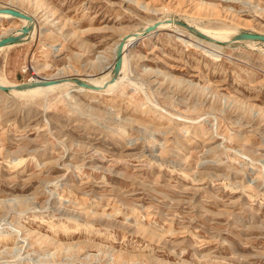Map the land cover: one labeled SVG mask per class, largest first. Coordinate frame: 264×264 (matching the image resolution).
<instances>
[{"label":"rangeland","instance_id":"obj_1","mask_svg":"<svg viewBox=\"0 0 264 264\" xmlns=\"http://www.w3.org/2000/svg\"><path fill=\"white\" fill-rule=\"evenodd\" d=\"M199 1L0 0L36 23L0 76L100 80L158 19L264 34V0ZM181 31L135 39L106 92L0 90V264H264V41Z\"/></svg>","mask_w":264,"mask_h":264},{"label":"bare ground","instance_id":"obj_2","mask_svg":"<svg viewBox=\"0 0 264 264\" xmlns=\"http://www.w3.org/2000/svg\"><path fill=\"white\" fill-rule=\"evenodd\" d=\"M198 4L201 5L202 7H205L212 15H218V16H219V14H220V12L222 10L227 11L229 9L228 7L222 8V6H220V4L215 3L212 0H209V1L208 0L207 1L201 0V1H199ZM229 11H231V10H229ZM29 15L31 16L30 20L26 19V18H22V17H17V18H19L22 21V24L20 26H18V27L13 26V27L6 28L5 31H3L2 34H0V37L5 36V35H7L9 33L21 34V33H23V29H24L25 26L31 25V30L28 32L27 37L25 38V40L28 39V38H31L35 34V31H36V23L34 22V16L32 14H29ZM0 17H4L6 19L16 18V16H13V15H11L9 13H0ZM167 19H171V18L158 19V20H155V21H153V22H151V23H149L147 25H150V24H153L156 21H159L160 24H159L158 28H172V30L174 32H178V31L183 30V27H181L179 25H176L173 22V19H171V21H167ZM147 25H145L144 27H146ZM142 29H143V27H142ZM196 29H198L201 32L209 35L210 37H213V38H216V39H223V41H228L229 39H231V37H233L237 33H240V31H238L237 28H232V27L231 28L230 27L229 28L226 27L225 28V32L222 33L223 32L222 31L220 34H219V32L218 33H215V32L213 33L210 30H208L207 28L202 27V26H200L198 24L196 25ZM136 30H138V29H136ZM135 31H128L125 34L121 35L115 41L114 46H113L114 61H115V58H116V55H117V48H118V45H119L120 41L124 37L127 36V39L125 40V45L123 47V54H122V60L123 61H122V67H121V70L119 72V75L116 78V80L114 82H112V83H109V85L105 89L96 90V89H92L90 87H83V86L77 84L74 80H61L60 82L55 83V84L36 85V86H33V87H27V88H24V89H17V90H12V91L20 92V93L38 94V93H44V92L52 91L53 89H65L67 91V93H70L71 91H79V92L87 91V92L94 93V92H106V91L112 90V88L117 84V82L120 79H122L121 76H120V73L123 71V68L125 67V58H126V54H127L126 51L129 48V46L131 45V43L135 39H137V37H135ZM187 33L191 37H195L196 40H198L199 42L204 43V45L206 44V45L209 46L208 48L205 49V52H206L207 55H209L208 53H211V50H213V48L211 49V47L219 48V50H220V48H222L221 44L217 43L219 41L207 40L206 38H203L201 36L199 37L196 34H193V32H189L188 31ZM140 38L141 39H145L146 36L142 35ZM245 41H250V40L249 39H245ZM184 42L185 43H189L188 40H184ZM15 43H17V42H15ZM247 43H249V42H247ZM12 45H14V43L8 44L6 46H2V47H0V49H2L4 47H7V46H12ZM52 46H54V45H52ZM113 65H114V62L112 64V66H111V69H110L111 71L107 72L100 80H91V79L85 78V77L84 78L82 77V78L85 79L86 81L91 82V83H95L97 85H102L107 80H109L110 77L112 76V74H113V71H112ZM1 76H0V83L1 84H4V85H18V84H21V83H16V82L10 81L9 79H7V78L5 79L4 77H1ZM66 76L67 75L63 74L62 71H54V72H52V73H50L48 75H38L36 73L34 75V77H32V79H30L29 81H26V82L41 81V80H44V79H65L64 77H66ZM24 159H25V157H24Z\"/></svg>","mask_w":264,"mask_h":264},{"label":"water","instance_id":"obj_3","mask_svg":"<svg viewBox=\"0 0 264 264\" xmlns=\"http://www.w3.org/2000/svg\"><path fill=\"white\" fill-rule=\"evenodd\" d=\"M0 13H9L13 16L16 17H22V18H26V19H31V16L27 13H25L24 11L16 8V7H12V6H1L0 7ZM171 21V20H168ZM173 22L176 25H179L185 29H187L190 32L195 33L198 36H201L203 38H206L208 40H213V41H221L219 39L210 37L209 35L201 32L200 30L196 29L195 27L189 25L186 22L174 19ZM160 22L157 21L153 24L147 25L146 27H144L143 29H141L140 31H135V37L140 38L142 35L147 34L148 32L153 31L155 28H157V26H159ZM31 30V25H27L24 27L23 29V33L21 34H15V33H9L5 36L0 37V47L2 46H6L8 44H12L15 42H20L25 40V38L27 37L28 32ZM127 39V36L124 37L117 48V55L114 61V65L112 68L113 74L110 77L109 80H107L105 83H103L102 85H97L95 83H91L89 81H86L83 78H76L73 76H66L64 77L65 79H44L41 81H34V82H23L21 84L18 85H4L0 83V90L1 91H12V90H17V89H24L27 87H33L36 85H49V84H55L60 82L61 80H74L77 84L83 86V87H90L92 89H96V90H100V89H105L109 83H112L116 80V78L119 75V72L121 70L122 67V54H123V47L125 45V40ZM245 39H249V40H262L264 41V34L263 33H253V32H240L237 33L236 35H234L233 37H231V39H229V41H235V40H245Z\"/></svg>","mask_w":264,"mask_h":264}]
</instances>
